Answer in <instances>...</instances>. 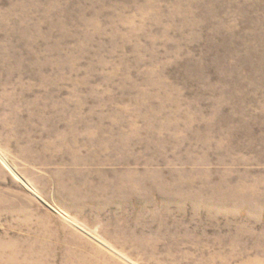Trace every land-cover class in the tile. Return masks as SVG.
I'll return each instance as SVG.
<instances>
[{"label":"rangeland","instance_id":"374dc122","mask_svg":"<svg viewBox=\"0 0 264 264\" xmlns=\"http://www.w3.org/2000/svg\"><path fill=\"white\" fill-rule=\"evenodd\" d=\"M24 257L264 264V0H0V264Z\"/></svg>","mask_w":264,"mask_h":264},{"label":"bare ground","instance_id":"6f19581e","mask_svg":"<svg viewBox=\"0 0 264 264\" xmlns=\"http://www.w3.org/2000/svg\"><path fill=\"white\" fill-rule=\"evenodd\" d=\"M10 260L11 261H19L15 255H11L10 256ZM21 264H36V263H33L31 262L27 257H24L20 260Z\"/></svg>","mask_w":264,"mask_h":264}]
</instances>
